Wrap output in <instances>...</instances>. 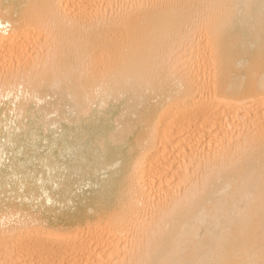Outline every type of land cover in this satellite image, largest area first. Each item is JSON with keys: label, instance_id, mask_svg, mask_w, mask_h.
Listing matches in <instances>:
<instances>
[{"label": "bare ground", "instance_id": "6f19581e", "mask_svg": "<svg viewBox=\"0 0 264 264\" xmlns=\"http://www.w3.org/2000/svg\"><path fill=\"white\" fill-rule=\"evenodd\" d=\"M0 264H264V0H0Z\"/></svg>", "mask_w": 264, "mask_h": 264}]
</instances>
